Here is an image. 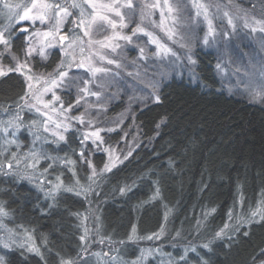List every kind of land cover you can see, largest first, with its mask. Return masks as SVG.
<instances>
[{
  "label": "trees",
  "instance_id": "1",
  "mask_svg": "<svg viewBox=\"0 0 264 264\" xmlns=\"http://www.w3.org/2000/svg\"><path fill=\"white\" fill-rule=\"evenodd\" d=\"M239 1L264 19V0ZM12 44L14 51L21 54L24 44L21 34L12 39ZM212 48L210 45L194 50V78L168 75L157 90L159 101L134 109L136 141L131 155L111 172L104 173L94 185V194L87 199L64 191L53 202L44 197L34 181L0 173V204L9 213L0 217L1 220L28 232L33 245L42 253L41 256L20 247H0L5 264H59L61 257L76 260V264L88 261L94 264L85 258L80 240L84 234L81 223L83 220L89 223L87 214L91 210L96 237L104 241L101 247L110 243L124 258L133 257L138 248L128 241L133 226L135 236L145 237L165 225L162 242L170 234L175 238L156 247L169 252L175 264L182 256L180 246H199L212 239L225 224L229 209L234 205L238 208L241 196L244 213L264 200V105L251 103L225 89L224 80L215 70ZM57 58V52H53L45 66L49 67ZM8 61L5 57L2 63L6 65ZM24 90L19 74L0 78V107L15 105ZM102 135L117 150L124 144L120 140L121 130ZM65 137L64 143L51 146L46 142L45 148L73 159L74 170L83 183L86 171L78 163L76 153L80 148L79 137L75 130L67 131ZM22 138L26 139L24 133ZM92 162L96 168L100 167L104 154L94 150ZM43 167L48 168L47 179L53 183L57 176L66 186H71L75 179L62 164L42 160L40 168ZM19 171L23 174L28 170ZM126 186L131 190L121 194L119 189ZM157 188L159 196L153 199ZM197 221L201 224L199 229ZM245 231L247 236L243 235ZM178 239H181L179 246L174 242ZM261 249H264V222H254L244 225L235 240H217L211 251L198 247L196 255H189L187 259L188 264H200L201 260L207 264H253L256 257L255 264H259L264 259L256 256ZM146 264L158 263L149 258Z\"/></svg>",
  "mask_w": 264,
  "mask_h": 264
},
{
  "label": "rangeland",
  "instance_id": "2",
  "mask_svg": "<svg viewBox=\"0 0 264 264\" xmlns=\"http://www.w3.org/2000/svg\"><path fill=\"white\" fill-rule=\"evenodd\" d=\"M13 2H19V0H13ZM98 2L111 3L112 0H98ZM118 2L126 3V0H118ZM157 2H159L161 8H163L164 0H133L135 9L134 14L133 10L126 8L122 9L125 14V22L128 24V27L122 30V34L131 35L132 30L139 25L140 27H143L146 32H151L154 36L158 37L160 42L166 45L168 48H171L175 55H172L171 53L164 54L163 51L157 55V46L150 44L149 37L143 33L133 36V39L130 43L123 40L117 41L120 47L117 48L115 52H112L110 49H101L100 46H94L92 51L100 52L101 55L106 56L108 59L116 60L121 65V67L116 68L115 65H108L106 61L101 62L98 57L93 56V65L95 67H105L110 69V74H97L95 81H93L90 79L91 73H88L86 69L77 70L75 64H73L72 70L69 72V76L76 78L80 88L84 87L83 81H88L89 87L93 92L101 93L100 99L97 100L96 97L89 96L86 101L81 103L79 108H73L71 112L65 114L68 117L66 120L62 119V117L52 113L51 111L49 113L53 116V120L70 124L69 130L76 131L79 141L82 139L81 134L83 132L90 130L94 131L96 128L103 129L101 136L103 137L104 143L100 145H92L89 143L87 145L89 148L85 152V160L91 161L92 165V154L94 150L104 154V162L102 165H100L98 168L95 167L97 173H99L104 168V165L109 162V152H105L104 149H109L113 156L119 157L120 161H122L131 151L136 141V126L132 121L134 119L133 111L135 108L142 109L144 106L150 103V101L156 100L155 97L157 96V90L162 81H166L168 79V75H175L176 77L185 75L188 78H194V74L196 72L193 73L194 71H192V69L195 63H192L191 61L195 62L194 50L196 48H207L210 45L213 46L212 49L216 59L215 70L218 77L224 80L226 90L232 94L245 98L251 103L264 105V32L259 31V26L253 23V18L260 21H264V19L255 13H252L246 7V5H244L243 1L200 0L201 3L210 4L212 6L209 10L211 13H213L212 23L215 29V34L208 35L207 22L203 19V17L196 16V10L193 7V0H168V3L178 10V23L175 25L169 23L167 25L170 28H174L176 33L174 40H169L166 33L162 31L161 28L154 27L152 23L154 21L156 25L160 24L161 8L153 9L151 17L145 18L143 23L141 22L140 11L143 5L156 4ZM218 6L219 10H217ZM225 11H227L232 16L233 23L235 25L234 29L228 24L227 18L223 16ZM112 18L117 21L119 20V18L115 16ZM245 19L248 21L250 27L245 26ZM0 21L2 23L0 25L7 23V20L3 15H0ZM24 27L28 28L27 33H21L19 31L20 28ZM71 27L72 24L70 22L66 23L62 34H67V30ZM252 27H256L257 31H252ZM48 30L49 25L47 24L41 25L37 21L33 26L30 22H24L14 29L13 38L16 37L18 33L21 34L24 43L22 45L23 51V49L28 47V38L31 33L36 31L44 32ZM118 31L120 30L118 29ZM110 35H112V30L110 28H108L106 31L96 29L92 33V39L103 41L105 36ZM206 36L207 43H205ZM39 40H43V37L33 38L31 41V43L37 47V53H35L31 58V63L34 66L33 71L37 74L52 73L63 58V51L57 40H50L49 42L52 46L45 50L47 58L42 59L38 55ZM181 45L184 46L182 47ZM141 48L144 49V59L140 58ZM53 52H57L58 58L53 64H51L49 67H46L45 64L48 62ZM20 55L22 56V53ZM75 55L78 61L82 59V57L79 56L78 48ZM87 55L88 53L86 51L85 56ZM7 60H9V58H7ZM10 64H12V62L9 60L8 64L6 65L10 66ZM218 64L221 66L219 69L217 68ZM116 73H118V75H116ZM128 73H132L133 75L129 76ZM234 80L236 81L231 83V81ZM65 83H67V81H65ZM98 85H103V87H99ZM46 86L50 85L36 84L34 86V91H42ZM53 91L56 96L60 97L65 109H67L70 104H75V101L78 97V91L75 85L71 87V89L61 87L55 88ZM43 99L45 102L51 101L52 93L44 96ZM66 100H68L67 104L65 103ZM55 107L58 111L60 105L57 103ZM81 114L85 115L86 120L93 121V127L91 129L87 124L81 125L71 119L72 117H78ZM20 115L23 117L25 127L17 133V143L20 145V147L17 148L15 145L11 146V152H17L21 157L31 151L41 154L46 153L50 157H65L53 154L51 153V150H46L45 148L44 144H46V142H48L51 146H57L62 142L64 143V141L57 142V138L51 135V132L56 131L54 124L51 126L50 132L48 134H44L41 140L36 141L35 144H33L34 138L26 126L33 120L40 121L42 117L34 110L28 111L27 108H25L20 113ZM7 118L8 116L0 111V119ZM127 121H129V123H127ZM108 129H113V131H108ZM115 130H121L122 132L120 140L124 144L120 150H117L115 146H111L110 140L106 139V137L102 135V133L110 134ZM22 133L26 135L25 140H22ZM62 134L65 135L66 132H63ZM0 141L2 142V140ZM80 149L81 146L76 150L78 163L84 166L83 169L85 168L87 177L91 174V169L89 168L88 164L82 162L78 156ZM68 159L74 161L71 158ZM42 160L44 159H40L36 166L37 174L39 172H43L45 169L44 167L43 169L40 168V162ZM48 161L49 163H53L52 160ZM31 163H34V161L31 159L22 161L20 168L17 171H22L24 169L27 170L26 164ZM55 163L64 165L71 173L74 170L72 165L66 164L62 159L56 161ZM28 172L31 174L30 170H28ZM37 179H39L38 175ZM83 183H86V181L84 180ZM90 194L88 196H90ZM90 200L91 197L88 201L90 202ZM238 208L235 209L237 212L240 211ZM255 208L256 205L251 209L254 210ZM92 211L93 210L89 211L87 214L89 223L83 220L81 224L83 226V232L84 228L87 227L91 236L90 245L87 249L88 253H85V258H89L94 264H97V260L96 257L92 255V253L109 252L110 249V255L118 254L119 257L124 262H126V264H131L132 261L137 260L139 257H141V251L148 249H152L153 251L151 255L145 253V258L141 261V264H146L149 258H153V260H155V262L158 264H174V260H172L170 257L169 252L163 251V249L159 246L156 247V244L162 242V237L165 234L161 236L159 240L128 239V241L138 246V248L135 250V255L131 258H124L121 256V253L119 251L117 253V249L114 248V246L109 242V244L104 246V248L101 247V243H99L100 239L96 237L97 235L94 232V226L96 224L92 222L94 217ZM244 214L247 216L248 212ZM226 222L235 223V221L230 222L228 217L225 223ZM9 230L16 234L15 243H11L10 247H19L21 243H25L26 241L28 244L33 245L32 239H28L30 236L28 232H26L24 229H17L13 226L6 225L0 218V237H3L6 240ZM170 235L169 238H167L160 245L171 243V238L175 237H171ZM139 242L144 243L139 245ZM174 242H176L179 246L181 239L175 240ZM174 242L170 244L171 247L174 246ZM0 247H3V245L0 244ZM23 249L27 250L26 247ZM183 249L184 247L180 246L181 255H184ZM89 263L90 262L88 261L86 264Z\"/></svg>",
  "mask_w": 264,
  "mask_h": 264
},
{
  "label": "snow or ice",
  "instance_id": "3",
  "mask_svg": "<svg viewBox=\"0 0 264 264\" xmlns=\"http://www.w3.org/2000/svg\"><path fill=\"white\" fill-rule=\"evenodd\" d=\"M193 7L196 10L197 17H203L208 25V35H214L215 29L212 23L213 13L210 12L212 7L210 4L201 3L200 0H193ZM133 10L134 14V4L133 0H126V3H119L118 0H112L111 3H100L98 0H19V2H13V0H0V15H3L7 20L6 24L0 25V78L7 77L9 74H19L23 78L25 84V90L22 96L19 97L18 102L15 105H9L8 107H0L5 115L8 116L7 119H0V173L5 175H19L21 179H28L30 181H35L36 186L40 191L43 192L46 199H51L53 202L56 201L57 197L61 192H73L76 195L83 196L85 199L88 198L90 193L94 194V185L96 181L103 176L104 173L111 172L113 168L117 167L122 161L119 160L118 156H113L109 149H104L105 152H109V162L104 165V168L97 173L95 166L92 165L91 161L85 160V152L87 151V145L90 143L92 145L103 144V137L101 132L103 129L96 128L94 131H85L81 134L82 139L80 140L81 149L78 153L81 161L87 163L91 169V174L85 177L86 183H81L80 177L77 176V173L73 170L72 175L75 178L71 186H66L63 179L60 176L55 178V183L52 180L47 179L48 168L44 169L43 172L36 173V166L39 163L40 159L52 160L55 163L58 160H63L68 165H72L73 169L75 168V161L69 160L67 156L64 158L60 157H50L46 153L41 154L35 151L26 153L21 157L17 152H11V146L15 145L17 148L20 145L17 143V133L25 127V122L20 113L27 108L28 111H35L40 114L42 119L40 121L33 120L27 124V129L30 131L33 136V144L36 141L42 139L44 134L50 132L51 126L54 124L56 131L51 132V135L57 138V142L65 141L66 137L63 135V132H67L70 128V124L57 122L53 120L52 113L57 114L66 120L68 117L65 115L73 110V108H79L83 101L89 96L96 97L97 100L100 99V92H93L89 87L88 81H83L84 87L80 88L76 78L69 76V72L72 70V65L75 64L77 70L86 69L88 73H91V78L95 81L97 74H110V69L105 67H95L92 63V57H98L101 62L106 61L108 65H115L116 68H120L121 65L113 59H108L106 56L101 55L100 52L92 51L94 46H100L101 49H110L112 52H115L117 48L120 47L117 41L123 40L126 42H131L133 36H136L139 33H143L149 37V43L157 46V55L164 52V54L171 53V48H168L166 45L162 44L158 37L154 36L151 32H146L143 27L139 25L132 30L131 35L122 34V30L128 27V24L125 22V14L122 9ZM161 8L159 2L156 4H145L141 8L140 17L141 22L145 18H150L152 15L153 9ZM166 9V11H165ZM219 10V6L217 7ZM118 17L119 20H115L112 17ZM223 16L227 18L228 24L234 29L235 25L233 23L232 16L225 11ZM39 22L41 25H49V30L40 32L36 31L31 33L28 38V47L23 49L22 56L17 54L14 51L12 38L14 29L24 22H30L33 26L36 22ZM70 22L72 27L67 30V34H62L65 29L66 23ZM154 27L161 28L167 35L169 40H174L176 35L174 28H170L167 25L170 23L175 25L178 23V10L168 3V0H164L163 8L160 11V24L156 25L153 21ZM253 23L259 26V31L264 32V21L255 20L253 18ZM245 26L250 27L248 21L245 19ZM108 28L112 30V35L105 36L103 41L93 40L92 33L96 29L101 31H106ZM118 29L120 31H118ZM252 31H257L256 27L251 28ZM21 33H27L28 28H20ZM227 35V34H225ZM43 37V40L38 41L39 50L38 55L42 59L47 58L46 49L51 47L50 40H57L62 51L63 58L60 64L53 70L52 73L47 74H37L33 71V65L31 63V58L35 53H37V47L34 46L31 41L33 38ZM87 38V39H85ZM205 43H207V36L205 37ZM182 47L184 45H181ZM79 49V56L82 57L79 61L76 58V50ZM88 53L85 56V53ZM140 58L144 59V49H140ZM7 57L12 62V66H7L2 63L3 59ZM195 63L194 61H191ZM221 66L218 64L217 68ZM118 75V73H116ZM129 76L133 75L128 73ZM46 77V78H45ZM67 81V83H65ZM36 84H45L50 85L43 88L42 91H34V86ZM77 87L78 97L75 101V104H70L67 109L64 108L63 103L59 96H56L53 89L55 88H66L71 89L73 86ZM103 87V85H98ZM52 93V100L45 102L43 97ZM156 101H159L160 97H155ZM59 104V110L55 107L56 104ZM14 109V110H13ZM102 110V109H101ZM87 111V109H86ZM73 121L84 125L87 124L91 129L93 127L92 120H86L85 115L81 114L78 117H72ZM160 125L158 124L157 127ZM108 131H113V129H108ZM131 155V152L128 153ZM31 159L34 163L26 164V169L30 170L31 174L28 171H25L21 174L17 171L20 168L22 161ZM127 159V157H125ZM171 164L172 161H169ZM53 165L50 164L49 168ZM37 175L39 179H37ZM126 190H131L130 187H122L119 189L121 194H124ZM159 188L156 189V194L152 197L156 199L159 196ZM264 195V194H262ZM236 205L233 208H230L228 211V220L235 221V223L226 222L223 227L215 232L212 239L208 242L196 246L190 245L183 249L184 255L180 256L175 264H188L189 255H196L197 248L211 251V246L217 241H223L225 239L229 241L235 240L240 234L241 229L244 225L250 226L254 222H264V200H261L257 207L253 210L249 208L247 216L244 214V197L239 198L238 207L240 209L237 212ZM8 212L5 210V206L0 204V217L8 216ZM77 218H80V214H75ZM259 217V220H257ZM87 219V217H85ZM98 220L99 218H94ZM165 220H167V214L165 215ZM201 226L200 221H197V229ZM99 230V228H97ZM166 226L161 225L158 232L153 233L147 237H137L135 236L136 228L133 226L132 235L129 236V240L132 239H148V240H159L161 236L165 234ZM229 232H232L233 235H229ZM244 236L248 235V232H243ZM16 234L9 230L7 239L0 237V244L4 248L10 247L11 243H15ZM176 236L179 237L180 233L177 232ZM30 240L31 237L29 236ZM82 242L81 251L86 253L90 245L91 236L90 231L87 227L84 228V234L80 236ZM110 240V238H109ZM103 239L99 243H103ZM21 248H27L28 252H35L38 255L42 256L39 248L32 244L21 243L19 245ZM118 253V250H116ZM152 249L142 250L141 257L137 260L132 261L131 264H141V261L145 258V253L151 255ZM111 249L109 252H96L92 253L96 257L97 264H126L119 255H110ZM256 256L264 257V249H261L257 252ZM81 258L80 253L77 254V260ZM199 259V257H197ZM256 257H253V264H255ZM0 264H5L3 257H0ZM59 264H76V260L71 258L64 259L60 258ZM200 264H207V261H200ZM259 264H264V259L259 261Z\"/></svg>",
  "mask_w": 264,
  "mask_h": 264
}]
</instances>
